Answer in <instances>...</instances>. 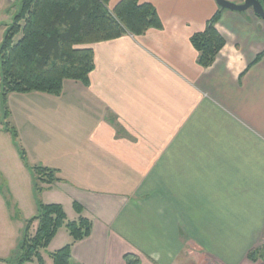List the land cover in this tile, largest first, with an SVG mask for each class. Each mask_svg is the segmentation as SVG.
<instances>
[{"label": "crops", "instance_id": "1", "mask_svg": "<svg viewBox=\"0 0 264 264\" xmlns=\"http://www.w3.org/2000/svg\"><path fill=\"white\" fill-rule=\"evenodd\" d=\"M19 2L0 0V44ZM139 3L155 8L162 29L88 45V86L21 94L18 121L7 96L0 123L18 145H38L32 165L19 146L27 166L55 170L58 181L38 182L35 193L2 125L31 187L23 192L4 167L0 138V215L17 228L4 240L0 227V264L12 263L37 202L61 205L70 220L76 203L91 222L72 246L74 264H125L128 254L139 264H264L247 260L264 246V20L223 11L215 28L225 45L202 68L190 38L218 11L215 1ZM69 242L61 229L47 250Z\"/></svg>", "mask_w": 264, "mask_h": 264}, {"label": "trees", "instance_id": "2", "mask_svg": "<svg viewBox=\"0 0 264 264\" xmlns=\"http://www.w3.org/2000/svg\"><path fill=\"white\" fill-rule=\"evenodd\" d=\"M111 0H20L18 13L7 28L0 44V112L6 120L9 94L41 93L59 97L65 81L88 86L89 74L94 69L93 51L77 48L93 43L111 41L125 35L142 36L150 29L161 30L162 24L155 8L140 4V0H120L110 12ZM264 6V0H258ZM223 11L218 9L207 21L204 31L192 35L191 45L198 54L202 68L213 65L225 45L215 25ZM260 56L257 57L258 60ZM9 133L19 149L25 166V154L17 143V133L7 123ZM33 178L35 193L39 183L58 181L55 170L27 166ZM73 209L78 218L70 220L59 204L37 202V214L25 224L23 238L11 264H74L72 246L91 233V222L82 216L83 209L76 203ZM37 224L32 233L31 228ZM63 229L70 242L61 249L48 252V247ZM257 248L247 260L264 262L263 249ZM125 264H139L136 256L125 255Z\"/></svg>", "mask_w": 264, "mask_h": 264}, {"label": "rangeland", "instance_id": "3", "mask_svg": "<svg viewBox=\"0 0 264 264\" xmlns=\"http://www.w3.org/2000/svg\"><path fill=\"white\" fill-rule=\"evenodd\" d=\"M16 1L17 0H14V3ZM225 1H228V0H225ZM240 1L243 3L244 0H240ZM263 8H264V6H263ZM112 9H113V5L109 4L108 10L111 12ZM77 48H88V47L87 46H79ZM21 98H23V95H21V94H11L8 97V104H10L12 106V109L15 112V118L17 117V121H18V116H16V115H18L19 106H20L19 101L21 100ZM1 118H2V114L0 112V121H1ZM9 121H10V119H9ZM2 125L3 124L0 123V128H2ZM10 126H11V124H10ZM0 138H2V140H1V142H2L1 146L3 149L2 152H5L3 154V156H1L3 158V159H1V161H2V163H4V167L6 168V170L10 171L12 176L16 177V179L19 180L20 189L23 192H25L26 189L28 188V186H29V188L31 187V176L29 174V178H27L24 176V174H20L18 166H22V163L18 157V152H17L16 148L13 146L12 142L9 139V136L4 135L3 133H0ZM18 142H19V146L25 150L28 162L30 164L33 163L35 161V157L37 156V153H38L37 152L38 145L35 146V144H33V141L30 140L29 138H27V141L25 139H23L22 141L18 140ZM5 191H6V189L2 188L3 194H6ZM0 217H1L0 227L3 226V229L6 231V233L2 234V238L4 240H7V238H11L12 234L14 235V232H17L16 224L5 223L3 221V216L0 215ZM36 226H37L36 223L32 226V228H31L32 233L35 231ZM262 250L264 252V248ZM13 255L11 257H13ZM263 255H264V253H263ZM15 256L16 255H14V258H15Z\"/></svg>", "mask_w": 264, "mask_h": 264}, {"label": "water", "instance_id": "4", "mask_svg": "<svg viewBox=\"0 0 264 264\" xmlns=\"http://www.w3.org/2000/svg\"><path fill=\"white\" fill-rule=\"evenodd\" d=\"M217 7L222 11L244 13L252 11L261 20H264V8L258 0H244L241 4H234L225 0H214Z\"/></svg>", "mask_w": 264, "mask_h": 264}]
</instances>
